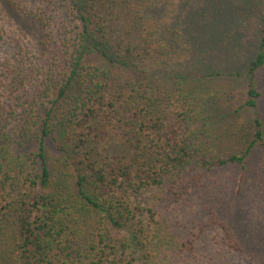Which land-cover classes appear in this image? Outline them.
Masks as SVG:
<instances>
[{
	"label": "trees",
	"instance_id": "trees-1",
	"mask_svg": "<svg viewBox=\"0 0 264 264\" xmlns=\"http://www.w3.org/2000/svg\"><path fill=\"white\" fill-rule=\"evenodd\" d=\"M109 1L0 0V264H178L171 259L175 252L191 254L193 264H200L195 242L203 227L193 241L175 247V238L152 229L159 223L151 208L149 221L137 217L140 207L132 199L156 188L179 204L190 192L186 178L228 165L240 167V184L246 158L257 147L264 151L262 94L254 83L264 67V16L256 53L234 76L244 82L238 107L221 110L211 98L199 97L191 109L192 92L157 91L147 74L122 88V75L137 70L144 55L155 56L161 42L153 31L144 36L141 52L120 36L114 41L110 18L99 13ZM15 14L40 31L38 45L7 29ZM200 16L204 27L194 40L210 36L213 23ZM112 83L120 93L111 92ZM172 99L184 106L178 125L165 123L163 104ZM228 111L248 112L250 124L212 128ZM119 113L126 116L120 151L103 160L94 151L109 143L104 123ZM226 138L242 146L218 153L216 142ZM49 140L74 169L70 190L60 186V174L50 166ZM212 218L228 249L243 252L225 220L214 213Z\"/></svg>",
	"mask_w": 264,
	"mask_h": 264
},
{
	"label": "rangeland",
	"instance_id": "rangeland-1",
	"mask_svg": "<svg viewBox=\"0 0 264 264\" xmlns=\"http://www.w3.org/2000/svg\"><path fill=\"white\" fill-rule=\"evenodd\" d=\"M1 10L4 11V8L1 7ZM99 13L104 18H110L108 30H112L114 41L120 36L141 52L139 47L144 36L153 31L161 42L155 56H143L142 63L137 67L141 73L134 70L122 75V88L126 84L130 86L141 74H147L152 77L157 91L185 95L192 92L194 104L191 109L200 104L199 97L205 102L211 98L221 110L230 107L234 111L238 107L236 103L240 104L244 82L234 76L244 72L256 53L264 0H110L106 7L99 9ZM201 13L206 16V24L213 23L210 36L194 40L195 34L204 27ZM12 19L6 26L12 35H23L30 43L38 45L42 36L36 26L16 14L12 15ZM215 22L219 28L213 26ZM177 72H183V75ZM254 83L262 94L258 110L264 130V67L256 73ZM111 92L120 93L117 84L112 83ZM163 109L165 123L178 125L179 114L184 110L183 102L166 100ZM125 120L126 116L119 113L104 123L111 139L108 144H98L97 151H94L103 160L120 151L123 139L119 138ZM243 122L246 126L250 124L248 112L231 114L228 111L226 119L213 120L212 128L222 132L236 125L243 126ZM227 140L216 142L218 153L227 154L228 149L235 152L242 146H235L236 138L231 142ZM32 147L25 151L30 152ZM45 148L50 166L60 174V186L70 190L74 169L67 168L66 159L56 151L52 140L46 142ZM202 172L201 177L195 174V179L191 175L186 178L191 182L190 192H186L179 204H176L172 193L170 198L164 199L156 188L142 190L132 199L133 205L140 207L136 210L137 217L149 221L151 213L148 215L146 212L151 208L154 220L159 223L151 224L152 229H160L166 237L175 238L178 242L175 247L193 241L194 234L203 227L200 240L195 242V249L202 255L200 264H264V151L257 147L246 158L240 184L241 169L237 165ZM212 213L225 220L243 252L235 254L237 251L234 248L235 252L223 243V231L212 218ZM186 216H189L188 219ZM152 253L155 254V248H152ZM175 253L171 259L175 258L178 264H193L191 254ZM212 255L214 259L210 260Z\"/></svg>",
	"mask_w": 264,
	"mask_h": 264
}]
</instances>
